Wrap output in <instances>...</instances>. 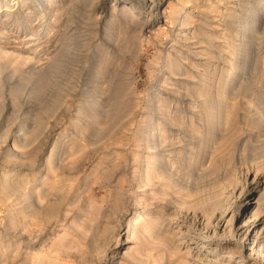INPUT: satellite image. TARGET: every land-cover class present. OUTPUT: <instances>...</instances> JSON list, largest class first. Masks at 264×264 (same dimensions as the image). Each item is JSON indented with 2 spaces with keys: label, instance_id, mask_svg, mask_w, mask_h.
<instances>
[{
  "label": "rangeland",
  "instance_id": "1",
  "mask_svg": "<svg viewBox=\"0 0 264 264\" xmlns=\"http://www.w3.org/2000/svg\"><path fill=\"white\" fill-rule=\"evenodd\" d=\"M2 4L0 264H264V0Z\"/></svg>",
  "mask_w": 264,
  "mask_h": 264
},
{
  "label": "bare ground",
  "instance_id": "2",
  "mask_svg": "<svg viewBox=\"0 0 264 264\" xmlns=\"http://www.w3.org/2000/svg\"><path fill=\"white\" fill-rule=\"evenodd\" d=\"M2 1L3 0H0V10L3 8V4H2ZM135 1H137L138 3L141 1V0H135ZM132 2V1H131ZM149 2V1H148ZM128 5V4H127ZM125 5L124 7H126V9L129 11V13L131 14L132 12H131V10H130V6L128 5ZM133 5V4H132ZM6 7V6H5ZM128 7V8H127ZM151 8V7H150ZM157 8V7H156ZM151 11V10H150ZM130 20H131V17H130ZM147 24V23H146ZM239 46V45H238ZM6 92V91H5ZM16 102V101H15ZM106 110V109H105ZM152 119V118H151ZM5 123V122H4ZM31 123V122H30ZM149 125H150V123H149ZM14 126V125H13ZM23 126V125H22ZM3 128V127H2ZM12 128V127H11ZM11 128H10V130H11ZM0 130H1V128H0ZM21 131V130H20ZM2 133V132H1ZM4 133V132H3ZM2 136V135H1ZM156 137V136H155ZM23 138V137H22ZM19 139L18 138H16L14 141H18ZM257 140V139H256ZM1 141V140H0ZM154 144V143H153ZM4 146V145H3ZM15 146V145H14ZM17 146V145H16ZM70 150V149H69ZM3 152V151H2ZM66 152V151H65ZM7 154V153H6ZM55 154V153H54ZM4 155V154H3ZM164 157V156H163ZM30 159V158H29ZM53 159H54V157H53ZM58 163V162H57ZM227 168V167H226ZM7 172V171H6ZM226 173V172H225ZM5 175V174H4ZM222 175V174H221ZM257 175V174H256ZM225 177V176H224ZM158 178V177H157ZM226 178V177H225ZM1 179H3V177H1ZM258 182V181H257ZM54 184V183H53ZM231 187V186H230ZM233 187H234V185H233ZM232 187V188H233ZM224 188V187H223ZM225 189V188H224ZM228 189V188H227ZM230 190V189H229ZM253 190V189H252ZM228 191V190H227ZM239 191H241V190H239ZM232 193H233V189H232V191H231ZM224 194V193H223ZM231 194V193H230ZM237 194H238V192H237ZM227 195V194H226ZM233 195V194H232ZM222 196V195H221ZM225 196V195H224ZM223 197V196H222ZM221 197V198H222ZM228 197V196H227ZM220 198V197H219ZM224 198H226V197H224ZM230 199V198H229ZM261 199V198H260ZM220 200V199H219ZM223 200H225V199H223ZM228 200V199H227ZM226 200V201H227ZM62 201V200H61ZM218 202V201H217ZM224 202V201H223ZM260 202V201H259ZM62 203V202H61ZM221 203V202H220ZM227 203V202H226ZM222 204V203H221ZM225 204V203H224ZM223 204V205H224ZM228 204V203H227ZM61 205V204H60ZM215 206H216V204H215ZM215 206L213 207V208H215ZM224 207V206H223ZM225 208V207H224ZM223 208V209H224ZM247 208V207H246ZM261 208V207H260ZM217 209H218V207H217ZM226 209H228V208H226ZM251 209V208H250ZM215 210V209H214ZM213 210V211H214ZM213 211H211V212H213ZM248 211V210H247ZM219 212V211H218ZM225 212V209H224V211H223V213ZM244 212V211H243ZM214 213H215V211H214ZM226 213V212H225ZM224 213V214H225ZM251 215H250V217H249V215L248 216H246L245 217V219H244V222H243V227H245V233H248V234H250V236L252 237V238H250L251 240L249 241L250 243H249V245L251 246V248H250V254L253 252V251H256V254H259L260 256H262L263 258H264V242H263V239H260V238H262V236L260 235L261 234V232H260V230H258V231H256V225L257 224H259V223H262L263 222V217H262V214H261V211L259 210V207H258V203H256L255 202V208H253V210L251 211ZM263 213V212H262ZM144 214V213H143ZM143 214H139V215H137V216H131V217H129L128 218V223L126 224V231L124 232V233H122V236H125V237H128L129 235H131L135 230H137L139 227H141L142 225H143V223H144V220H145V218H146V216L144 217V215ZM195 214V213H194ZM201 214V213H200ZM205 215V214H204ZM214 214L212 213V214H209V217L207 218V216L206 217H204V218H207L208 220L213 216ZM221 215V214H220ZM219 215V216H220ZM226 215V214H225ZM203 216V215H202ZM219 216L217 217V218H219ZM222 216V215H221ZM114 217V216H113ZM203 218V220H206V219H204ZM197 219V218H196ZM219 219H221V218H219ZM249 220V221H248ZM221 221H222V219H221ZM228 221V220H227ZM156 221H154V223H155ZM210 222V221H209ZM208 222V224L210 225V223ZM225 222V221H224ZM158 223V222H157ZM156 223V224H157ZM203 223H204V221H203ZM206 223V222H205ZM224 225V224H223ZM226 225V224H225ZM241 225V224H240ZM261 226V225H260ZM178 227V226H177ZM141 228H143V227H141ZM152 228V227H151ZM203 228V227H202ZM222 228H223V226H222ZM225 228V227H224ZM223 228V229H224ZM148 229V228H147ZM199 229H200V227H199ZM253 229H254V232H252L253 231ZM243 230V229H242ZM185 233V232H184ZM263 233V232H262ZM264 234V233H263ZM151 235V234H150ZM182 235H183V232H182ZM261 236V237H260ZM153 237H154V235H153ZM260 237V238H259ZM264 237V236H263ZM194 238V237H193ZM198 239H200L199 237H198ZM168 240H169V238H168ZM194 240V239H193ZM122 241V240H121ZM124 241H127V240H124ZM128 242H129V240H128ZM160 242V241H159ZM163 242H164V240H163ZM170 242V241H169ZM168 242V243H169ZM195 242V241H194ZM155 243V242H154ZM162 243V242H161ZM168 243H167V245H168ZM166 244V243H165ZM158 246L159 245H162V244H157ZM167 245H165V246H167ZM164 246V245H163ZM162 246V247H163ZM191 246V245H190ZM189 247V246H188ZM192 247V246H191ZM195 247L196 248H202V244L199 246V244L198 243H195ZM257 247V248H256ZM164 249H166V247L164 248ZM168 249V248H167ZM195 249V248H194ZM248 249H249V246H248ZM191 250V249H190ZM237 253V255H239V253L238 252H236ZM233 254H235L233 251H230L229 250V252H227V256H225L228 260L229 259H231L232 257H233ZM255 254V253H254ZM170 255V254H169ZM221 255V254H220ZM225 254H223V256H224ZM219 256V255H218ZM116 257V256H115ZM174 257V256H173ZM216 257V256H215ZM217 259V258H216ZM216 259H214V260H216ZM223 259V258H222ZM225 259V258H224ZM226 259V260H227ZM213 260V261H214ZM228 260H227V262H225V263H223V264H228L229 262H228ZM209 261V260H208ZM213 261H211V262H213ZM217 261V260H216ZM218 262V261H217ZM213 263H215V262H213ZM219 263V262H218ZM221 263V262H220Z\"/></svg>",
  "mask_w": 264,
  "mask_h": 264
}]
</instances>
